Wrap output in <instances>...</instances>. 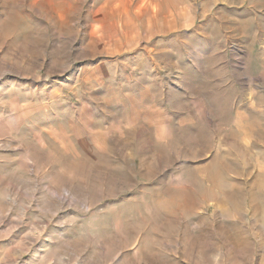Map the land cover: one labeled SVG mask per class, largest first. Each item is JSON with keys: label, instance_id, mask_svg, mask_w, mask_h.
<instances>
[{"label": "rangeland", "instance_id": "1", "mask_svg": "<svg viewBox=\"0 0 264 264\" xmlns=\"http://www.w3.org/2000/svg\"><path fill=\"white\" fill-rule=\"evenodd\" d=\"M0 264H264V0H0Z\"/></svg>", "mask_w": 264, "mask_h": 264}]
</instances>
